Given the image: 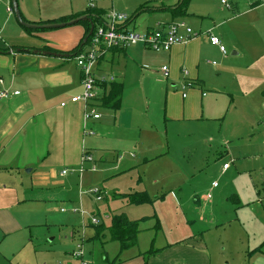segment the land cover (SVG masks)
<instances>
[{
  "label": "crops",
  "instance_id": "1",
  "mask_svg": "<svg viewBox=\"0 0 264 264\" xmlns=\"http://www.w3.org/2000/svg\"><path fill=\"white\" fill-rule=\"evenodd\" d=\"M91 1L93 7L88 0H17L29 23L88 16L98 18L96 27L108 28L109 13L115 11L129 17L118 23L120 29L148 32L186 21L200 36L169 52L141 44L104 52L95 74L115 81L100 87L90 104L101 117L86 119L90 109L72 102L83 91L73 54L85 38V23L29 33L16 18L12 0H0V92H20L0 100V264H13L22 247L32 244L33 211L45 210L49 220L58 206L65 215L80 213L78 206L86 212L80 214L82 232L85 236L89 229L91 235L80 243L92 264H220L203 235L209 221L202 215L220 203L216 196L225 179L240 178L251 187L258 183L252 173L264 169V0H229L230 9L220 0L215 14L191 12L190 3L178 9L184 0ZM140 18L146 22L138 29ZM209 31L226 46V55L209 41ZM47 51L70 56L42 53ZM165 66L168 78L162 73ZM207 150L216 152L215 159L224 153L242 159L241 171L239 160H223L220 184L213 181L185 197V204L202 215L177 229L181 236L175 242L159 244L155 236L148 250L128 257L108 230L99 234L92 225V217L110 225L113 213L123 214L119 203L129 201L119 196L146 192L154 197L167 190L180 199L202 165H190V157L204 159ZM86 155L93 161H85ZM225 164L230 168L225 170ZM97 188L104 192L98 202L91 194ZM256 189L264 203V184ZM151 219L131 220L143 224ZM69 230L64 254L69 264H81L73 256L81 232ZM246 257L248 264H264V228L254 234Z\"/></svg>",
  "mask_w": 264,
  "mask_h": 264
},
{
  "label": "rangeland",
  "instance_id": "2",
  "mask_svg": "<svg viewBox=\"0 0 264 264\" xmlns=\"http://www.w3.org/2000/svg\"><path fill=\"white\" fill-rule=\"evenodd\" d=\"M188 3L191 4V12L195 11L199 13L215 14L214 11L221 7L220 0H189ZM209 15L205 14L204 16L211 17ZM145 22L140 18L138 21L140 23L138 29H141ZM207 151L204 159L202 157L203 155L199 156L198 159L190 157V165L201 161L202 165H200L201 169L191 176L187 190L180 192V199L177 200L174 198L173 193L165 190V192L159 191V193L153 194L155 195L154 197H150L149 195L152 202L146 203L141 207L131 206L129 202L126 204L119 203L124 209L122 213L128 219L138 220L144 216L152 217L151 220L139 225V230L145 229L146 231L139 234L140 236L137 239L138 244L135 247L123 252L124 256L130 257V255H134L140 251L148 250L155 236L159 244L161 242H175L177 240L176 238L181 236V233H177V229L188 226V219L196 218L198 220L202 214L195 213L196 209H193L191 205L185 204V197L188 198L191 191L212 185L213 181L220 184L221 180L219 181L218 177L223 164H220V162L227 160V162L232 163V161L235 162L237 159L239 160L237 167L241 171L240 163L242 159L235 158L234 156L232 157L234 160L228 159L226 153H224L222 158L219 159L217 157L215 159L216 152L214 154L213 152L210 153V150ZM250 161L247 160V163ZM233 172H236L235 167L233 168ZM252 176L253 178H257V186L264 184V181H261V179H264V169L257 171L255 174L252 173ZM256 185L250 187L247 181L240 178H238V181L231 178L225 179L218 190L220 193L216 196V201L220 203H217L214 209L209 208L206 210V214L202 215L204 220L209 221V225L204 227L205 234L203 235L208 244L211 245L214 255L219 257L220 264H248L249 262L246 257V250L249 247V243L252 241L254 234L264 228V203L263 199L256 192ZM209 191L210 189L205 190L204 195H207ZM126 197L119 196L118 198L126 199ZM236 198L239 200H236ZM108 199L111 200V197H108ZM201 204L203 205L204 203L201 202ZM100 205L103 206L105 204ZM62 208V206L52 208L48 215L49 220L44 215L45 210L41 209L39 212L37 210L33 211V219H31L33 227L28 228V233L32 235V244L28 247H22L19 256L13 259V264H38V262L39 264H49L52 260L56 261L55 264H69L63 250L69 247L68 244L70 242L65 245L66 237L70 233L69 229L75 227L77 228L76 231L81 232L77 240L78 244H81V239L85 236L86 240L89 239L91 234L88 231L89 229H86V235H83L84 218L80 217V213L76 215H74L75 213L65 215L61 213ZM100 208L103 211V207ZM77 209L82 210L80 206ZM116 214L119 213H113L112 216ZM61 215L64 218L59 217ZM67 216H70L71 220L68 221ZM101 218L99 217L100 220ZM32 223L29 222L30 225ZM48 225L51 228L50 230L53 229L56 231H47L46 226ZM61 229L62 231H59ZM64 234L65 236L62 239V235ZM52 236L55 237L54 243L50 242ZM116 244L119 245V243ZM58 251L61 256L56 254Z\"/></svg>",
  "mask_w": 264,
  "mask_h": 264
},
{
  "label": "built area",
  "instance_id": "3",
  "mask_svg": "<svg viewBox=\"0 0 264 264\" xmlns=\"http://www.w3.org/2000/svg\"><path fill=\"white\" fill-rule=\"evenodd\" d=\"M90 1L91 7H93V1ZM222 5L230 9L231 5L229 0H221ZM12 11V9H9ZM111 19V26L108 28L104 26L95 27L93 35L91 36L90 42L86 45V50H82L78 55L74 56L75 63L80 69L83 91L77 97L72 99L73 103L83 102L89 112L86 113V119H99L101 117L98 113V108L96 106L90 105L95 102L98 98V89L100 87L108 86L110 83L115 81L114 76H97L95 74V67L98 64L99 59L109 49H120L124 50L136 45H144L153 51H164L169 52L174 45L186 44L193 38L199 37L200 34L196 32L186 21H176L170 23V25L164 28L154 29L148 32H136L135 30H128L126 28L120 29L118 23H123L129 20L128 15L119 14L115 11L109 13ZM205 35L208 36L209 41L216 47H219L221 52L226 55L228 53L226 46L221 42L218 36H214L212 32H206ZM216 63H214L215 65ZM163 76L169 77V67L165 66L162 68ZM3 83V80L0 81ZM19 91L11 94L9 91L0 92V100L10 98L11 96H18ZM187 96L184 94V98ZM64 106V104H63ZM85 161L92 162L93 157L86 155L83 158ZM225 170L230 168L229 164L224 165ZM68 173L67 169L63 171L65 176ZM217 185V184H215ZM91 194L95 196V200L102 201L104 197V192L100 188L91 191ZM210 197V195L208 196ZM76 211V210H75ZM85 211L82 209L80 214L82 217L85 215ZM107 217V216H105ZM92 225H98L100 223L99 217H92ZM76 250L73 252V256L77 258L81 264H92L84 259V253L82 244L76 246Z\"/></svg>",
  "mask_w": 264,
  "mask_h": 264
},
{
  "label": "trees",
  "instance_id": "4",
  "mask_svg": "<svg viewBox=\"0 0 264 264\" xmlns=\"http://www.w3.org/2000/svg\"><path fill=\"white\" fill-rule=\"evenodd\" d=\"M188 2L189 0H184L183 4L178 9L184 8L188 4ZM93 18H94L93 21L96 27V22H99V21L97 17H93ZM83 23H85L86 25V35L81 45L78 46V49L73 54L74 56L78 55V53L85 48V46L90 42L92 38V37H89V34L91 32L90 31L91 24L87 21ZM26 30L29 33L33 31L32 29L31 30L26 29ZM86 38H88L87 42H85ZM104 87H107V86H104ZM119 100L120 99L116 101H119ZM126 199L129 201L131 205H136V206H142L146 203L152 202V199L149 197V195H147L146 192L130 194L126 197ZM112 218L113 219L110 225H106L103 221L101 223V220H100V224H98V226L96 225L95 229L99 231V234L100 233L102 234L103 232H106V230H108L109 233L111 234L112 240L119 243L122 251L130 249V247L131 248L135 247V245L137 244L138 236L141 232V230H139L140 222H143L147 218H144L143 221H133L131 219H128L127 216L124 214H116V215H113Z\"/></svg>",
  "mask_w": 264,
  "mask_h": 264
},
{
  "label": "water",
  "instance_id": "5",
  "mask_svg": "<svg viewBox=\"0 0 264 264\" xmlns=\"http://www.w3.org/2000/svg\"><path fill=\"white\" fill-rule=\"evenodd\" d=\"M12 3H13V12L16 15V18H18V21L21 24V26H23L25 29H28V30H31V29L32 30L62 29L64 27L74 26V25H77V23L87 21L91 24V29H90L91 32L89 34V37L93 35L95 24H94V21H92V19L88 16H80L77 19L62 22V23H46V24L29 23L26 20H24V18H22L21 12L19 9V3L17 2V0H12ZM87 40L88 38L85 39V42H87ZM42 53L44 55L48 54V55H55L59 57L70 56L68 54H59V53H55L52 51H47V52H42Z\"/></svg>",
  "mask_w": 264,
  "mask_h": 264
}]
</instances>
